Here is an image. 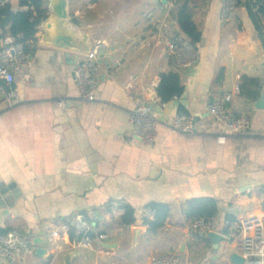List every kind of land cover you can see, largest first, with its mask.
I'll use <instances>...</instances> for the list:
<instances>
[{
	"label": "crops",
	"instance_id": "obj_1",
	"mask_svg": "<svg viewBox=\"0 0 264 264\" xmlns=\"http://www.w3.org/2000/svg\"><path fill=\"white\" fill-rule=\"evenodd\" d=\"M8 1L13 11L26 9L19 0ZM172 1L67 0L72 28L92 43H107L98 55L92 101L80 98L73 80L78 56L41 43L40 25L35 41L27 42L30 62L15 76L11 103L0 106V186L13 183L17 191L0 206V229L18 230L32 243L42 239L33 244L44 252L28 254V264H65L68 256L71 264H150L166 252H178L184 264L195 245L232 264L231 244L222 238L214 246L191 230L187 202L213 199L220 229L229 218L264 216V109L254 105L264 92V48L244 0H234L227 18L224 0H191L201 40L197 63L182 70L174 69L167 49L179 33ZM70 4H87L86 14L76 7L71 15ZM8 36L0 37V47ZM168 71L179 74L184 90L161 102L156 87ZM252 90L256 97L247 95ZM227 93L226 111L247 116L248 131H228L208 113L207 106ZM138 101L156 115L151 145L132 135L129 114ZM179 107L193 119L192 134L170 126ZM151 203L169 208L152 233L144 224L146 211L153 212L149 220L154 217ZM124 206L134 211L133 225L120 224ZM76 213L90 222L85 247L61 229ZM100 233L106 238L99 239Z\"/></svg>",
	"mask_w": 264,
	"mask_h": 264
},
{
	"label": "built area",
	"instance_id": "obj_2",
	"mask_svg": "<svg viewBox=\"0 0 264 264\" xmlns=\"http://www.w3.org/2000/svg\"><path fill=\"white\" fill-rule=\"evenodd\" d=\"M234 0H224L222 15L229 17L234 8ZM107 48L105 41H95L87 53L81 57L73 69V80L77 86L82 100L92 101L93 91L98 84L99 60L98 55ZM172 57V66L176 70L191 69L198 61L197 44H191L183 34H178L167 45ZM30 53L25 50L23 44L16 42L13 37H6L0 47V106L11 103L15 96L13 82L17 73L28 66ZM236 92L238 90L236 89ZM231 94L224 95L222 100H216L207 106L208 113L220 123L226 130L233 133H243L251 127V120L244 115L232 116L225 107L224 101H228ZM132 135L145 145H151L154 140V127L157 119L150 104L144 101L136 102L129 114ZM172 129L185 134L194 132L193 119L185 113H177L171 118ZM264 134V123H262ZM153 212L146 211L144 217L152 218ZM220 221L216 216L198 217L191 222V230L199 233L215 232L222 236L233 246L231 252H236L243 258V264H264V216L249 215L238 220L226 221L223 229H220ZM63 231L73 230L79 237L77 240L81 246H88L90 241V222L86 215L76 213L67 223L61 225ZM53 237L58 236V231L51 232ZM99 239H105L106 234H98ZM34 244L31 239L18 230L11 229L0 234V259L5 264H28L26 256L33 253ZM150 264H181L178 252H166L153 257Z\"/></svg>",
	"mask_w": 264,
	"mask_h": 264
},
{
	"label": "trees",
	"instance_id": "obj_3",
	"mask_svg": "<svg viewBox=\"0 0 264 264\" xmlns=\"http://www.w3.org/2000/svg\"><path fill=\"white\" fill-rule=\"evenodd\" d=\"M0 37L8 33L16 42L23 44L28 51L29 41H35V33L38 25L45 19L48 12L47 0H19L20 7H26L24 10H11L8 0H0ZM191 0H173L175 5V20L179 29L178 34H183L191 44H197L201 40L200 30L195 25L190 7ZM244 6L252 21L254 29L264 48V0H244ZM177 34V35H178ZM176 35V36H177ZM244 82L259 85L256 79L243 77ZM242 89V86H241ZM184 90L180 76L176 71H168L160 74V80L156 87V93L161 102H167L173 98L179 97ZM249 97H256L258 91L252 90L247 92ZM183 113V108L179 107ZM154 210L153 219L145 220L148 231L155 232L163 226L168 215L169 208L165 204L151 203L149 206ZM134 211L129 206H124L123 214L120 217V224L130 226L134 224ZM187 213L193 218L213 217L217 214V205L211 198L193 199L187 202ZM229 218V217H228ZM232 219L229 218L228 221ZM7 230L0 229V234ZM70 240L77 241L73 230L69 231Z\"/></svg>",
	"mask_w": 264,
	"mask_h": 264
},
{
	"label": "water",
	"instance_id": "obj_4",
	"mask_svg": "<svg viewBox=\"0 0 264 264\" xmlns=\"http://www.w3.org/2000/svg\"><path fill=\"white\" fill-rule=\"evenodd\" d=\"M42 30L41 43L53 47L61 48L66 52H72L80 59L81 54L87 53L91 47L92 41L88 34L72 28L68 20L67 0H50L48 4V12L45 19L40 23ZM78 59V61H79ZM259 62L264 67V55L259 56ZM258 109H264V92L260 93L258 100L254 103ZM12 194L16 197L17 191L14 184L0 186V206L8 204V195ZM135 236L138 228H134ZM202 236L208 238L211 243L216 246L222 240V236L215 232L202 233ZM33 243L38 245L42 243V239L35 238ZM37 255H41L44 249L38 247L34 249ZM228 261L232 264H243V258L236 252H231ZM65 264H71L69 256L65 260Z\"/></svg>",
	"mask_w": 264,
	"mask_h": 264
},
{
	"label": "rangeland",
	"instance_id": "obj_5",
	"mask_svg": "<svg viewBox=\"0 0 264 264\" xmlns=\"http://www.w3.org/2000/svg\"><path fill=\"white\" fill-rule=\"evenodd\" d=\"M172 3H173V1H172ZM86 5L87 4H82V5L70 4L69 11H70L71 15L72 14L74 15V13H75L74 8L78 7L80 13L83 12L84 14H86V11H87ZM173 6H174V11H175L174 3H173ZM156 11L159 12V10H156ZM191 14L193 15L192 8H191ZM72 26H74V25H72ZM182 259H184V258L180 254L181 264H183ZM184 264H222V263L220 262V260H217V259L213 260L210 258L208 248H206L205 246H201V245H195L193 250L191 251V255L186 259Z\"/></svg>",
	"mask_w": 264,
	"mask_h": 264
}]
</instances>
